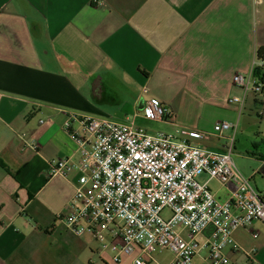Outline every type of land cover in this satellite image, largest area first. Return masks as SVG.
Wrapping results in <instances>:
<instances>
[{
	"label": "crops",
	"instance_id": "1",
	"mask_svg": "<svg viewBox=\"0 0 264 264\" xmlns=\"http://www.w3.org/2000/svg\"><path fill=\"white\" fill-rule=\"evenodd\" d=\"M8 25L16 264H113L93 239L73 235L57 218L73 189L50 175L49 163L80 159L61 110L146 121L145 102L156 99L173 114L156 123L168 133L238 123L234 162L264 188V115L258 125L229 103L242 96L233 75L249 73L264 47V0H8ZM247 97L264 104L263 96ZM233 239L240 250L224 251L232 264H264L263 223L238 229Z\"/></svg>",
	"mask_w": 264,
	"mask_h": 264
},
{
	"label": "built area",
	"instance_id": "2",
	"mask_svg": "<svg viewBox=\"0 0 264 264\" xmlns=\"http://www.w3.org/2000/svg\"><path fill=\"white\" fill-rule=\"evenodd\" d=\"M257 68L264 63L255 58L249 73L233 75L232 86L242 96L232 95L229 103L241 112L249 94L264 98V78L255 75ZM61 113L66 117L63 130L80 159L49 163L50 175L73 189L57 218L73 235L93 239L103 259L113 264L124 258L132 264H162L152 256L166 251L171 255L167 264H194L196 259L202 264H232L224 251L229 246L240 250L233 233L254 222L264 224V188L256 189L233 159L238 123L219 122L211 131L179 126L172 133L150 135L137 128L138 115L118 123ZM142 118L167 123L173 114L150 99ZM211 140L223 148L202 146ZM25 145L38 148L34 142ZM201 175L207 176L203 184L197 181ZM213 181L225 192L224 199L210 190Z\"/></svg>",
	"mask_w": 264,
	"mask_h": 264
},
{
	"label": "rangeland",
	"instance_id": "3",
	"mask_svg": "<svg viewBox=\"0 0 264 264\" xmlns=\"http://www.w3.org/2000/svg\"><path fill=\"white\" fill-rule=\"evenodd\" d=\"M249 95H252L254 98H256V97L258 98L259 96H261V95L255 96L253 94H249ZM246 101L244 103V106H243V109H242V113L244 115H250L252 117L251 120L254 123H257L259 125L261 123L262 117L264 115V104L262 103V100L260 99V103H255V106L251 102V97L248 98V100L246 99ZM263 101H264V98H263ZM244 108H245V110H244ZM136 126H137V128H141L143 130H148L150 133H153V134L168 133V132L162 131V126L161 125L153 123V122L151 123L149 121H137L136 122ZM250 135L255 136L254 133H251ZM206 180H207V176L206 175H201V176H199L197 178V181L200 182L201 184L205 183ZM209 188H210V190L213 193H219L220 192L219 196L222 197V199L225 198V192L224 191H220V187L215 181L211 182ZM159 255L161 257H158V258L160 260H162L163 262L168 260V259H170V254L168 252H166V251L163 252L162 254H159Z\"/></svg>",
	"mask_w": 264,
	"mask_h": 264
},
{
	"label": "trees",
	"instance_id": "4",
	"mask_svg": "<svg viewBox=\"0 0 264 264\" xmlns=\"http://www.w3.org/2000/svg\"><path fill=\"white\" fill-rule=\"evenodd\" d=\"M255 57L258 61L264 63V47H259L258 50L256 51ZM264 68H257L254 73L257 76L264 77ZM146 74V73H145ZM148 75V74H146Z\"/></svg>",
	"mask_w": 264,
	"mask_h": 264
}]
</instances>
